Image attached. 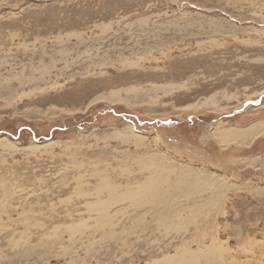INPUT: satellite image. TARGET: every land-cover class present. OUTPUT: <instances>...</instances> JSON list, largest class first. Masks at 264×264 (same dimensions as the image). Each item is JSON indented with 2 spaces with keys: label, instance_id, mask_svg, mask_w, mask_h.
Listing matches in <instances>:
<instances>
[{
  "label": "rangeland",
  "instance_id": "rangeland-1",
  "mask_svg": "<svg viewBox=\"0 0 264 264\" xmlns=\"http://www.w3.org/2000/svg\"><path fill=\"white\" fill-rule=\"evenodd\" d=\"M151 169L189 195L162 184L97 227L100 178L122 192ZM180 247L264 264V0H0V264Z\"/></svg>",
  "mask_w": 264,
  "mask_h": 264
},
{
  "label": "bare ground",
  "instance_id": "bare-ground-1",
  "mask_svg": "<svg viewBox=\"0 0 264 264\" xmlns=\"http://www.w3.org/2000/svg\"><path fill=\"white\" fill-rule=\"evenodd\" d=\"M136 90H137V87H135V86H130V87H127L125 89H121V88L112 89L108 94H99V95H97L95 97V99H94V102L98 101V100H102V101L106 100L108 102L119 101V100H122V98L120 96V94H121L120 92L124 91L125 93H131V92H135ZM208 100H210L208 103H211V102L214 101L212 98H205L201 103H206ZM193 105H197V104L186 105L187 106L186 108L193 107V109H196L197 107H195ZM127 134H131V133L130 132L129 133L122 132V133H118V136L123 138V137H126ZM44 144H46V143H44ZM150 165H148V166H150ZM126 169L128 170V168H126ZM152 169L154 171V168H152ZM152 169H151V171H148L150 176H149V178L146 181H144L143 183H140V184L138 183V185L136 187H132V188H130L128 185H124L125 189L122 192H117L118 188L116 189L115 184L114 183H110V182L107 181V180H109L108 179L109 177H107V180H106L105 176L100 178L99 181H101V182L97 183V185H96L97 190L98 191H102V190L106 189L107 192H108V197L105 200L103 198V199H98L97 201L93 202V203H95L94 204V206H95L94 209H96L98 211V217H97V225L98 226L97 227H103L104 225H106V224L111 222L112 215L109 212V208H110L112 203L121 202L124 199H127L131 203H135V204L136 203H144L145 204V202L153 203V197H160L161 193L163 192V190H161L162 187H160V185H162V184H165V185L168 184V183L173 184L174 186L177 187L174 190L175 192L178 191V189H179V191L180 190H184V188L187 191V189L190 186V183H188V182L186 183L185 181H180L181 178H182L181 175L176 176V179L174 181H171L167 177L168 174L165 175V176H163V174L161 176L152 175ZM147 170H148V168H147ZM167 172H168V170H167ZM195 177H196V175H195ZM77 181H81V180H77ZM201 184H202L201 180L200 179H196L195 182L193 181V183L191 184V187L197 186L199 188L200 186H202ZM118 185L119 184H117V186ZM188 191H191V189L188 190ZM188 191L186 192L187 194L189 193ZM96 197H98V196H96ZM88 202H86V203H88ZM124 212H126V210H124ZM112 225L114 226V222L112 223ZM206 248H207V252L206 253H208V251L210 249H213V250L217 251L216 249H218V246L217 245L214 246L213 244H211L210 247L207 245ZM200 255H201L200 251H190L188 249H185V247H180L174 254L163 256L161 259H154V260H152L150 262H147L146 264H161V263L164 264V263H169V262H171L173 264H201L199 261H197V257H199ZM224 263L225 264H232V263H227V262H224ZM205 264H213V262L207 261V262H205Z\"/></svg>",
  "mask_w": 264,
  "mask_h": 264
}]
</instances>
